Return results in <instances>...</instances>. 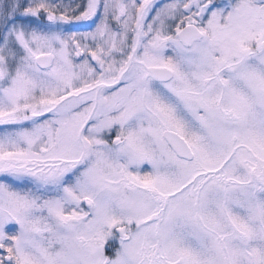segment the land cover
Masks as SVG:
<instances>
[{
	"label": "snow or ice",
	"instance_id": "obj_1",
	"mask_svg": "<svg viewBox=\"0 0 264 264\" xmlns=\"http://www.w3.org/2000/svg\"><path fill=\"white\" fill-rule=\"evenodd\" d=\"M0 264H264V0H0Z\"/></svg>",
	"mask_w": 264,
	"mask_h": 264
}]
</instances>
